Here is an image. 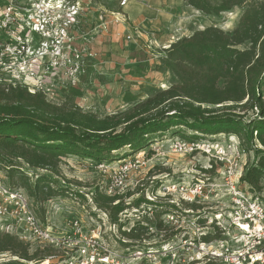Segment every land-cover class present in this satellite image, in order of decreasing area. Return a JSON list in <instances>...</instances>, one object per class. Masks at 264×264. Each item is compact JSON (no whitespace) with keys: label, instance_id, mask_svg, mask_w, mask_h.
Wrapping results in <instances>:
<instances>
[{"label":"trees","instance_id":"16d2710c","mask_svg":"<svg viewBox=\"0 0 264 264\" xmlns=\"http://www.w3.org/2000/svg\"><path fill=\"white\" fill-rule=\"evenodd\" d=\"M185 1L205 16H219L234 8L243 12L231 32L210 26L164 50L166 67L175 82L124 112L98 117L77 106L53 105L41 93L30 94L23 87L0 86V168L13 187L25 190L35 207L54 197L85 201V196L69 187H54L48 176H35L31 181L23 166L57 177L63 158L107 164L143 152L157 141L173 137L197 140L199 135L220 133L236 135L244 150L253 152L255 163L241 180L260 191L264 177V0ZM254 107L257 115L248 120L236 112L242 109L247 114ZM255 143L261 149L254 148ZM123 149L126 153L119 155ZM91 201L121 227L117 216L129 206L98 191L92 193ZM144 203L147 209L153 206ZM173 208L169 205L165 207L168 211L161 209L159 214ZM146 230L136 223L122 236L139 241ZM4 253L17 260L0 264H40L55 258L46 247L29 253L28 244L0 232V254Z\"/></svg>","mask_w":264,"mask_h":264},{"label":"built area","instance_id":"2783aa9c","mask_svg":"<svg viewBox=\"0 0 264 264\" xmlns=\"http://www.w3.org/2000/svg\"><path fill=\"white\" fill-rule=\"evenodd\" d=\"M127 2L121 0L119 6L123 8ZM83 6L84 0H0L1 81L8 78L9 82L4 79L6 86L23 87L30 94L41 93L45 99L54 95L46 85L48 76L61 75L70 86H76L82 68L88 65L80 59L81 54L96 57L88 46L89 39L79 30ZM105 26L102 22L100 28ZM257 112L254 107L248 114L255 117ZM210 137L169 140L172 153L198 156L206 165H200L187 181L165 189L174 208L161 220L175 234L174 240L164 245L163 255L173 263L184 255V264H264V177L260 191L251 189L241 179L249 167L246 155L253 152H246L234 134ZM254 148L261 149L257 143ZM146 152H139L142 156L137 160L133 157L116 165L98 164L99 170L110 168L116 175L107 196L114 197L122 190L132 162L140 163ZM179 203L190 208L178 214ZM213 208L212 213L203 211ZM122 213L117 216L121 227L111 223L105 213L101 225L109 222L114 234L128 233L134 225L126 230L119 218ZM0 229L25 244L38 243L51 249L55 258L40 264H133L141 256L140 251L121 256L109 247V237L100 228L85 230L77 218L68 221L66 230L41 221L25 191L1 177ZM124 247L123 251H128L129 247Z\"/></svg>","mask_w":264,"mask_h":264},{"label":"rangeland","instance_id":"374dc122","mask_svg":"<svg viewBox=\"0 0 264 264\" xmlns=\"http://www.w3.org/2000/svg\"><path fill=\"white\" fill-rule=\"evenodd\" d=\"M84 1L83 10L86 11L84 18H80L79 30L84 37L89 39L88 46L96 57L94 59L84 58L81 54L80 59L86 61L88 65L82 68L74 87L64 81L61 75L48 76L46 85H50L54 95L47 97L46 100L56 106L64 104L77 106L83 112L93 113L98 117L124 112L156 92L164 90L167 86L169 88L175 82L165 63L164 50L169 48H163L169 44H165L168 36L167 23L175 22L174 31L171 33V37H174L170 40L174 41L177 37L183 38L190 32L210 26L231 32L243 12V9L234 8L231 12L219 16H205L188 7L185 0H130L138 7L134 12L140 13L141 8L147 11L146 18L139 17L133 21L127 7L124 10L117 8L118 0ZM211 1L218 3L222 0ZM251 1L245 0L246 3ZM93 14H97L96 18L101 16L104 24L117 17L118 14L121 15L129 26L126 36L130 39H118L115 36L117 29L114 24H110L106 29L98 28L99 18L92 28ZM162 44H164L163 47ZM4 79L2 81L0 79V86L11 87L5 85L4 81L9 82L8 78ZM236 112L244 114V117L247 116L246 120L250 117V114H246L242 109H236ZM174 138L180 139L181 137L157 141L144 150L150 153L139 159L140 163L134 165L132 162L131 169L123 179L122 190L114 195L124 203V206H129L119 217L126 230L137 222H141L142 227H148V230L141 236V240L129 241L122 238L119 233L114 234L109 222L104 226L101 225L100 220L104 219L103 212L93 205L92 193L98 191L107 195V188L116 175L110 168L99 170L98 164L89 162V160L63 158L60 163V175L57 177L46 171L30 170L23 166L25 174L31 181L35 176H48L54 187H69L70 191L85 196V201L70 196L54 197L50 200L51 203L46 202L36 207L33 205L35 213L41 221L55 225L62 230H66V224L73 218L81 220L85 230L100 228L101 232L109 237V247L118 251L121 256L140 251L139 260L133 261V264H184L186 261L184 255L180 256L178 263H173L169 257L163 255L164 245L174 240L175 232L173 228L162 223L163 215H160L159 211L170 205L165 195L166 187L182 180L187 181L191 176H195L196 169L200 165H206V160L198 156L172 153L169 140ZM198 138V140H208L211 137L199 135ZM119 153V155L126 153V149ZM139 154V156L133 155L126 159L135 158L137 160V157L142 156L141 153ZM246 157L249 167L255 163L252 153ZM120 161L107 164L116 165L115 163ZM0 177L12 186L7 172L2 168H0ZM15 187L21 189L18 185ZM139 201L142 202L138 205ZM144 202H150L153 206L147 209V204ZM189 208V205L179 203L176 212L181 214ZM203 211L212 213L214 208L212 210L203 209ZM0 232L2 233L1 229ZM28 245L29 253L45 247L38 243ZM124 245H131L127 248L129 252L123 251ZM12 260L17 259L7 253L0 254V263ZM23 264L32 263L23 262Z\"/></svg>","mask_w":264,"mask_h":264},{"label":"crops","instance_id":"0c3cea01","mask_svg":"<svg viewBox=\"0 0 264 264\" xmlns=\"http://www.w3.org/2000/svg\"><path fill=\"white\" fill-rule=\"evenodd\" d=\"M121 0H118V3H117V8L118 9H120V10H124L126 7H127V9H128V12H130L131 13V15H130V18H132L133 19V21H134V19H137V18H141V19H143V18H146L147 17V11H144V9H139V11H140V13H137V12H134V10L135 9H137L138 7H137V5L134 3V2H130V0H129V2H127V4L123 7V8H121L120 6H119V2H120ZM189 7V6H188ZM85 11L86 10H84L83 12H82V15H81V17L82 18H84V13H85ZM143 12V13H142ZM196 12V11H195ZM197 13V12H196ZM95 15H97V14H93L92 16H93V22H91V27L92 28H94V25H95V21H96V24H97V22H98V18H99V27L98 28H100V26L102 25V18H101V16H98V18H96L95 17ZM110 24H114V25H116L115 27H116V34H115V36L118 38V39H122V40H126L127 38H129L130 39V37L129 36H126V31L128 30V28H129V26H128V24L126 23V21H125V18H123L121 15H117V17H115V18H113L111 21H106V26H105V28H103V29H106L107 27H109V25ZM174 24H175V22L173 21V22H171V23H167V31H168V36H167V38H166V42H165V44H167V43H169L168 45H166L165 47H163L164 46V44H162V47L163 48H168V47H170L172 44H174L175 42H177L179 39H181L182 37H177L174 41H170V40H172L173 39V37H171L172 36V34L171 33H173V29L175 28L174 27ZM80 26V25H79ZM80 28V27H79ZM201 30H203V29H201ZM97 32V31H96ZM194 32H190V34L189 35H187V36H185V37H190L192 34H193ZM184 38V37H183ZM171 44V45H170ZM166 88H168V86L166 87ZM165 88V89H166Z\"/></svg>","mask_w":264,"mask_h":264}]
</instances>
